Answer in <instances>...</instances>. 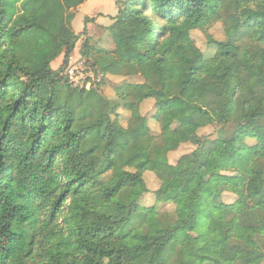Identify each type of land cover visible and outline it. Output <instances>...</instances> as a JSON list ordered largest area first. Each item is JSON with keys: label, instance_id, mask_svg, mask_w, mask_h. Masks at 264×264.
<instances>
[{"label": "trees", "instance_id": "trees-1", "mask_svg": "<svg viewBox=\"0 0 264 264\" xmlns=\"http://www.w3.org/2000/svg\"><path fill=\"white\" fill-rule=\"evenodd\" d=\"M86 1L0 0V264H264V0L117 1L105 28L115 49L93 57L86 41L81 52L103 77L144 79L118 91L127 127L115 101L64 75ZM224 19L206 59L191 33ZM151 99L158 136L140 110ZM215 124L234 130L205 148L199 130ZM187 143L194 159L171 164ZM220 148L225 163L210 168ZM226 169L244 174L240 186L224 185ZM207 170L204 209L217 215L198 222ZM147 172L161 182L149 207ZM198 226L205 234L178 236Z\"/></svg>", "mask_w": 264, "mask_h": 264}, {"label": "rangeland", "instance_id": "rangeland-1", "mask_svg": "<svg viewBox=\"0 0 264 264\" xmlns=\"http://www.w3.org/2000/svg\"><path fill=\"white\" fill-rule=\"evenodd\" d=\"M94 8H100V11L105 13L93 14L97 20L105 18L104 21L108 26H100L95 22H91L84 25L83 16L81 13L77 15L76 20L72 23L73 29L76 34L80 35V40L76 44V48L70 57V61L68 66L65 68L64 75L66 77V70L69 66L79 67L81 64H84L83 67H87L88 64L92 65L93 58L89 60L82 57L81 48L82 45L86 41L90 46V49L93 50L95 56L97 57L99 51H102V55L105 53L110 54L115 49V44L110 37L108 31L105 28L111 27L114 25L115 20L114 17L117 16V6L116 2L119 0H93ZM88 12V11H84ZM88 14V13H85ZM110 15H114L111 17ZM226 16V15H224ZM225 18V17H224ZM224 20H219L213 24H211L207 29V34L201 31H193L191 33L192 38L194 39L196 46L204 53L206 59H210L214 56L216 52L215 42H222L225 40V27H224ZM226 21L231 27H236L238 25V18L235 15H229L226 18ZM86 27V30H85ZM85 30V32H84ZM64 56L59 57L56 59L52 64L51 67L54 70H58L63 64ZM92 67L96 71V81L94 82V86L91 89H98L100 95L105 97L110 102L115 101L119 105V109L117 110V114L119 115V123L124 127H127L129 124V120L131 114L129 111L123 108L124 101L119 98L118 91L122 88H125L127 85H138L144 82V79L141 76L133 75V76H113L107 75L103 77V75L99 72V70L92 65ZM67 79V78H66ZM102 83V85H100ZM73 88H76L74 85H71ZM77 89H81L80 87ZM127 91V90H126ZM44 94L47 96L50 94V89H45ZM129 100H132L130 95L128 96ZM154 107L155 102L153 99L147 100L141 104V114L148 119V124L151 129V133L154 136L160 135L161 129L159 124L153 119L154 115ZM234 127L228 126L223 127L221 125H210L205 128L199 130V135L201 136L202 145L206 148L209 146H221V138L222 136H227L229 133L233 132ZM249 144H254V141H249ZM196 146L192 144H183L181 145L176 151L171 152L168 156L169 162L171 164H175L178 159L182 157H187L190 159H194V152L196 151ZM225 163L224 160V151L222 148L215 152V156L213 161L210 164V168H218ZM131 170V169H130ZM205 188L200 192V200L197 203V221L203 222L211 220L215 215H217L216 211H206L204 209V202L205 199L213 192L216 188L215 181L213 175L210 174V171L207 170L205 172ZM224 185L226 186H240L243 182L244 174L240 171L226 169L221 173ZM144 180L146 186L148 188V192L142 197L141 205L145 207H149L154 205L155 203V192L160 187V180L154 173L147 172L144 175ZM236 200V196L231 192H225L222 197V201L225 204H232ZM175 210V206L173 204L161 205L160 211L164 213L172 214ZM206 228L203 226H198L196 228H187L178 233L180 238H186L189 236H201L205 234Z\"/></svg>", "mask_w": 264, "mask_h": 264}, {"label": "built area", "instance_id": "built-area-1", "mask_svg": "<svg viewBox=\"0 0 264 264\" xmlns=\"http://www.w3.org/2000/svg\"><path fill=\"white\" fill-rule=\"evenodd\" d=\"M81 64L79 67L69 66L66 70V78L71 85L76 88H81L85 90L91 89L96 81V71L91 64L87 67H83Z\"/></svg>", "mask_w": 264, "mask_h": 264}, {"label": "crops", "instance_id": "crops-1", "mask_svg": "<svg viewBox=\"0 0 264 264\" xmlns=\"http://www.w3.org/2000/svg\"><path fill=\"white\" fill-rule=\"evenodd\" d=\"M101 1H103V0H101ZM93 2H94L93 0H87L83 5H81L77 9V15L79 13H81L83 16L89 17V18H95V17H93V14H95V13L106 15L105 13H103L102 11H100V8H94V6L92 5ZM84 11H88V12H84ZM85 13H88V14H85ZM77 15L75 16L74 21L76 20ZM110 16L111 17H114V15H110ZM84 19H83V21H84ZM105 20L106 19L105 18H102V17L100 19H98V20L95 18V23L98 24V25H100V26H105L106 27L108 25L104 22Z\"/></svg>", "mask_w": 264, "mask_h": 264}]
</instances>
